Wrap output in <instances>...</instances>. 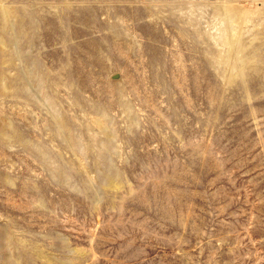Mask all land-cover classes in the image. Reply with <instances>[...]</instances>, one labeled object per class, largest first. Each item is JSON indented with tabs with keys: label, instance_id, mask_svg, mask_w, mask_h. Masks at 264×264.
I'll list each match as a JSON object with an SVG mask.
<instances>
[{
	"label": "rangeland",
	"instance_id": "374dc122",
	"mask_svg": "<svg viewBox=\"0 0 264 264\" xmlns=\"http://www.w3.org/2000/svg\"><path fill=\"white\" fill-rule=\"evenodd\" d=\"M0 264H264V0H0Z\"/></svg>",
	"mask_w": 264,
	"mask_h": 264
}]
</instances>
